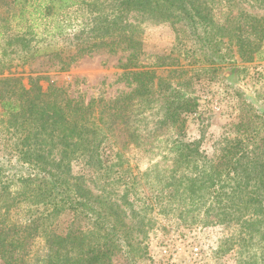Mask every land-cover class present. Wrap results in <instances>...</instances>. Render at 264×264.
<instances>
[{"label":"trees","instance_id":"obj_1","mask_svg":"<svg viewBox=\"0 0 264 264\" xmlns=\"http://www.w3.org/2000/svg\"><path fill=\"white\" fill-rule=\"evenodd\" d=\"M249 1L264 8V0ZM240 3L0 0L2 264H137L160 218L223 226L217 254L237 249L239 264H264V114L244 102L237 135L209 155L201 139L187 138L199 102L181 90L190 80L171 81L185 70L161 77L143 65L141 29L130 19L171 22L187 64L216 73L232 45L244 61L264 60V14ZM81 10L66 52L53 42L66 34L68 13ZM102 48L128 53L119 80L130 89L114 98L86 101L11 75L42 57L65 71ZM121 141L148 158L145 170H133Z\"/></svg>","mask_w":264,"mask_h":264},{"label":"rangeland","instance_id":"obj_2","mask_svg":"<svg viewBox=\"0 0 264 264\" xmlns=\"http://www.w3.org/2000/svg\"><path fill=\"white\" fill-rule=\"evenodd\" d=\"M240 1L247 11L264 14V8L255 9L249 0ZM238 10L236 8L233 14H237ZM81 13L86 11L81 10L77 15L75 11L68 13L66 34L57 36L53 42L66 52L74 48L71 38L76 32L75 27L78 28ZM130 19L139 23L141 29L143 54L140 62L143 65L156 69L161 77H167L174 69L185 70L181 77L177 74L176 79L171 81L190 80L188 87H179L199 102L197 111L187 117V138L201 139L202 149L209 155L214 154L217 141L237 135L236 124L240 120L244 102L252 104L258 113L264 114V60L244 61L236 46L232 45L231 50L224 48L225 57L218 61V72H203L201 66L188 65L184 60L171 22L148 19L146 16L138 20ZM55 25L58 24H51L52 30ZM127 54L120 51L113 54L105 48L98 49L80 56L65 71H60L59 65H50L49 60L42 57L29 65L11 69V75L20 77L27 87L34 80L44 89L52 83L64 86L70 96L83 97L86 101L100 97L114 98L130 89L124 80H119L124 72L122 64ZM8 74L9 71H6L4 76ZM121 144L122 141L120 148L129 158L134 171L145 170L149 166L148 158L140 150L132 144L122 148ZM15 165H12L13 170L17 167ZM227 235L228 231L223 226L187 228L175 220L160 218L145 240L147 253L137 264H239L237 249L217 254ZM123 259L118 254L116 262H122Z\"/></svg>","mask_w":264,"mask_h":264}]
</instances>
